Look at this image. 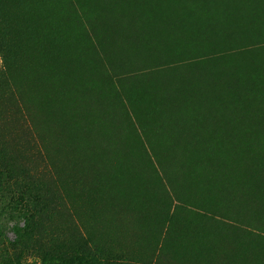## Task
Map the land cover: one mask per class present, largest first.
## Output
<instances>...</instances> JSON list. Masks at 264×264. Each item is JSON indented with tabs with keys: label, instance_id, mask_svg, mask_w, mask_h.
Here are the masks:
<instances>
[{
	"label": "rangeland",
	"instance_id": "374dc122",
	"mask_svg": "<svg viewBox=\"0 0 264 264\" xmlns=\"http://www.w3.org/2000/svg\"><path fill=\"white\" fill-rule=\"evenodd\" d=\"M176 1L204 23L193 0ZM233 9L205 29L242 31L187 41L159 29L120 53L86 0H0V264H264V207L241 206L243 192L233 203L195 176L185 178L196 187L182 185L161 138L166 89L188 94L182 120L200 121L193 142L214 102L186 87L230 63L264 67V16ZM82 99L108 107L142 171L107 168L87 135L68 137L66 110Z\"/></svg>",
	"mask_w": 264,
	"mask_h": 264
},
{
	"label": "trees",
	"instance_id": "16d2710c",
	"mask_svg": "<svg viewBox=\"0 0 264 264\" xmlns=\"http://www.w3.org/2000/svg\"><path fill=\"white\" fill-rule=\"evenodd\" d=\"M86 1L98 14L93 18L94 29L97 27L102 29V34L104 31L107 32L105 34L107 39L115 43L120 53L134 52L146 47L150 43V36L162 34L161 31L156 32L159 29L173 31L175 38L187 41L196 40L198 34L203 38H212L216 35L217 28L222 33L242 31L233 30L229 25L219 27L215 25L211 27L213 30L210 33L208 28L205 29V22L208 19L221 18L224 14L232 15L231 5L236 10L240 7V13L249 12L250 16H264L263 4L252 2L249 6L242 0H221L222 4L215 8L210 5L216 0H193L196 6L191 7L203 11L204 23L178 10L176 0ZM241 68L242 65L235 66L233 63L217 67L209 74L208 82L201 77L198 82L186 87V89H197L195 91L203 101H213L214 105L216 104L212 111L201 117L198 140L195 138L193 142L194 136L198 134L200 121L182 120V114L186 113L189 100L185 95L187 97L188 94L178 95L166 89L167 101L160 107V113L165 116L162 118L163 123H167L163 127L161 138L166 142L165 150L170 166L178 173L182 185L193 189L195 184L201 183V180L207 185L212 182L210 185H214L213 189L218 196H226L225 198L237 204L235 201L243 192L247 197L240 203L241 206L262 210L261 208L264 207V67L255 65L249 72ZM83 100L66 110V117L72 120L68 121L72 128L67 134L68 137L73 139L74 130L80 132L82 136L87 135L90 148L86 149H91L95 155L102 157L107 168L114 164L117 166L132 164L134 168L138 167L136 170L142 171L129 146L120 138L117 122L108 107L97 102L95 108H91L93 106L91 105L86 109ZM81 110L87 111L86 116L81 114L79 117L84 118L88 123L86 129L78 127L76 123L77 115ZM204 130L208 132L205 133ZM91 135L93 137H90ZM200 159L205 167L200 165L202 164L199 162ZM198 167L205 172L199 173ZM186 175L195 176V184L185 178ZM260 196L261 200L258 199Z\"/></svg>",
	"mask_w": 264,
	"mask_h": 264
},
{
	"label": "bare ground",
	"instance_id": "6f19581e",
	"mask_svg": "<svg viewBox=\"0 0 264 264\" xmlns=\"http://www.w3.org/2000/svg\"><path fill=\"white\" fill-rule=\"evenodd\" d=\"M136 2V1H135ZM148 13V12H147ZM184 25V24H183ZM181 27V26H180ZM149 35V34H148ZM140 37V36H139ZM138 37V38H139ZM138 38H137V40H138ZM143 39H144V37H143ZM143 39H142V41H143ZM146 45V44H145ZM140 46V45H139ZM235 71V70H234ZM218 72V71H217ZM228 72V71H227ZM233 74V73H232ZM238 74V73H237ZM213 75V74H212ZM217 75V74H216ZM168 76V75H167ZM215 76V75H214ZM225 76V75H224ZM228 76V75H227ZM232 77H234V74H233V76ZM219 78V77H218ZM243 78V77H242ZM213 79H214V77H213ZM212 79V80H213ZM162 80V79H161ZM218 80V79H217ZM224 80V79H223ZM230 80V79H229ZM208 81V80H207ZM219 81V80H218ZM222 81V80H221ZM220 81V82H221ZM227 81H228V79H227ZM216 82V81H215ZM233 82V81H232ZM204 83V82H203ZM217 83V82H216ZM223 83V82H222ZM238 84V83H237ZM220 85H222V84H220ZM200 86V85H199ZM201 86H202V84H201ZM207 86V85H206ZM205 86V87H206ZM216 86V85H215ZM251 86V85H250ZM204 87V86H203ZM203 87H201V88H203ZM220 87H222V86H220ZM209 88V87H208ZM215 88V87H214ZM213 89V88H212ZM211 89V90H212ZM225 89V88H224ZM195 90H197V89H195ZM199 90V89H198ZM202 90V89H201ZM221 90H223V88L221 89ZM210 91V90H209ZM243 92V91H242ZM196 93V92H195ZM213 93V92H212ZM236 93H238V92H236ZM249 93V92H248ZM205 94V93H204ZM184 95V94H183ZM261 95V94H260ZM193 96V95H192ZM225 96V95H224ZM229 96H231L230 94H229ZM247 96V95H246ZM185 97H186V95H185ZM195 97H197V96H195ZM210 97V96H209ZM233 97V96H232ZM250 97V96H249ZM248 97V98H249ZM203 98V97H202ZM237 98V97H236ZM219 100H220V98H219ZM174 101V100H173ZM216 101V100H215ZM250 101H251V99H250ZM250 101H248V102H250ZM221 102V101H220ZM177 103V102H176ZM222 103V102H221ZM223 104H224V102H223ZM214 106H216V104L214 105ZM227 107V106H226ZM222 108H223V106H222ZM221 108V109H222ZM228 110V109H227ZM224 113H226V112H224ZM214 116H215V113H214ZM218 117H220V116H218ZM228 117V116H227ZM232 122H234V120L232 121ZM229 135H230V133H229ZM263 135V134H262ZM177 151V150H176ZM177 153V152H176ZM249 154V153H248ZM250 154H252L251 152H250ZM189 165V164H188ZM249 195V194H248ZM248 207V206H247Z\"/></svg>",
	"mask_w": 264,
	"mask_h": 264
}]
</instances>
